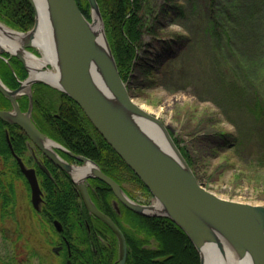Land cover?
I'll return each mask as SVG.
<instances>
[{"label":"water","instance_id":"1","mask_svg":"<svg viewBox=\"0 0 264 264\" xmlns=\"http://www.w3.org/2000/svg\"><path fill=\"white\" fill-rule=\"evenodd\" d=\"M28 2L35 15L31 30L15 31L0 22V37L6 36L16 49L13 53L0 48V57L3 53L17 57L28 72V77L14 90L0 78V93L12 106L11 110L0 109V120L18 126L46 158L69 176L90 215L107 225L117 237L118 264L127 261L125 236L93 202L88 191L89 179L104 182L126 208L138 215L173 221L196 248L201 264H206L210 255L221 263L232 259L236 264H264V205L221 198L198 180L175 142L170 126L130 95L128 84L120 75L97 0H87L90 19L82 13L76 0ZM43 14L47 15L46 22ZM44 22L54 57V62L47 63L52 70L44 69L47 64L33 68L26 60V54H32L28 49L39 48L35 40ZM35 57L41 60L45 53L42 58ZM35 84L58 90L78 104L99 134L147 187L155 199L153 204L133 200L95 161L70 152L37 128L32 120ZM23 96L29 98L26 113L19 104ZM56 150L83 165L68 163ZM16 158L30 186L32 205L39 210L42 192L36 172ZM56 227L61 230L58 222Z\"/></svg>","mask_w":264,"mask_h":264},{"label":"trees","instance_id":"2","mask_svg":"<svg viewBox=\"0 0 264 264\" xmlns=\"http://www.w3.org/2000/svg\"><path fill=\"white\" fill-rule=\"evenodd\" d=\"M76 1L82 13L90 19V6L87 0ZM238 1H231V11L235 13L229 16L221 11L212 10L211 28L207 31H210L213 38L220 26L227 29L225 32L229 42L234 39L239 41L240 36L236 30L244 24L242 18L240 17L241 25L236 21V26L232 27H228L229 23L220 19V15H225L230 21L233 18L236 20L238 17L236 11L240 6ZM245 1L248 0H242ZM251 1L248 2L252 5L250 6L257 9L256 4H253L254 1L252 3ZM97 2L120 75L128 83L129 92L133 96V87L139 75L146 77L147 80L158 75L154 63H158L172 49L179 46L178 40L164 39L156 35V29L159 28L160 18L164 12L171 13L173 10L181 12L182 6L173 8L166 4L160 7L154 0H97ZM259 3L264 7V0ZM251 11L255 12V10ZM252 12L248 13L247 26L250 30L244 32V39L254 37L253 30L257 28L255 23L261 26L258 19H262L264 23L262 17L264 12L260 17H256L258 13L252 14ZM0 20L16 29L28 31L34 25L35 16L28 0H0ZM251 20L254 22L252 25H250ZM244 28L246 29V26ZM147 35L152 36L150 42L144 40ZM257 38L263 42L262 45L249 47L244 51L238 49L239 55L245 58V64L247 63L249 68L259 64L264 65V31ZM18 70V72L15 70L16 74H14L5 62L0 61V78L10 89L19 86L18 77L21 80L27 77L23 65ZM33 96V121L44 134L60 141L71 152L95 161L103 173L121 186L124 187V184L129 183L148 191L71 98L43 84L33 87ZM258 104L252 109L257 121L251 132H247L242 125L236 127V133H226L220 128L213 130L217 121L210 122L211 120L203 123L201 130L197 125L190 136L193 141H197L201 149L200 156H194L175 137L182 154L201 183L203 175L199 170L200 159L205 162L204 166L210 169L212 162L227 155L231 150L239 147L241 153L246 148V142L243 141L246 140V136L251 138L254 136L259 143H264V130H260V122H258L260 118H264L263 100L260 99ZM6 107H11L10 102L0 93V109ZM27 107L26 100L22 109L25 111ZM208 124L211 130L207 132ZM14 154L21 158L28 156L30 160L35 158L31 152L29 138L17 126L0 120V211L3 217L13 215L16 206V181L24 177ZM239 162L242 164V170L262 165L264 153L251 157L249 161L241 158ZM44 164L49 174L40 171L39 175L44 193L40 213L46 217L47 222L57 218L67 226L73 264H114L118 259V242L114 233L103 222L89 214L75 185L70 178L69 181L67 180L65 173L52 167L49 162ZM89 193L96 206L123 232L128 246L126 264H201L200 255L188 236L170 219L138 215L118 202L108 185L98 179H91ZM5 263L12 264L10 261Z\"/></svg>","mask_w":264,"mask_h":264},{"label":"rangeland","instance_id":"3","mask_svg":"<svg viewBox=\"0 0 264 264\" xmlns=\"http://www.w3.org/2000/svg\"><path fill=\"white\" fill-rule=\"evenodd\" d=\"M154 1L160 7L166 4L173 8L182 6V13L177 10L164 12L159 28L156 29L159 37L178 40L180 44L158 63H154L158 75L150 76V80L139 75L133 87L136 103L170 126L181 145L187 147L194 156H200L201 149L190 135L197 125L201 130V125L207 120L217 121L213 130L220 128L226 133H236V127L242 125L247 132H251L257 121L252 109L259 105L260 99L264 105V65L249 68L238 49L244 51L263 44L257 38L264 31L262 19H258L261 26L255 23L257 28L253 30L252 39H244L243 36L244 32L250 30L247 26L248 13L252 12L250 10H255L252 14L258 13L256 17L264 12L263 5L259 3L261 0H252L257 9L251 7L248 3L250 0H239L236 20L233 18L230 21L225 15H220L221 21L229 23L228 27L236 26V21L241 25L240 17L245 24L236 30L240 36L239 41L234 39L231 42L224 27L218 26L214 38L207 29L211 28L212 10L228 16L235 13L231 11L232 0ZM252 24L254 22L251 20ZM144 40L150 42L152 36L147 35ZM36 51L42 58V51L38 48ZM48 66L52 69L51 65ZM258 122L260 130H264V118ZM209 130L210 126L207 132ZM245 139L246 148L241 153L239 147L231 150L212 162L210 169L200 159L202 184L221 198L264 205V164L242 170L239 162L241 158L249 161L251 157L264 153V143H259L254 136H246ZM30 148L36 160H40L35 147L31 145ZM30 159L24 157L28 168L34 167ZM124 185L134 199L143 204L153 203L145 194L148 191L133 184ZM15 189L16 206L13 215L3 217L0 211V264H8L5 263L8 261L12 264H65V260L53 252V248L57 247L56 230L44 215L33 208L31 191L24 177L17 179ZM115 205L118 204L115 202Z\"/></svg>","mask_w":264,"mask_h":264},{"label":"flooded vegetation","instance_id":"4","mask_svg":"<svg viewBox=\"0 0 264 264\" xmlns=\"http://www.w3.org/2000/svg\"><path fill=\"white\" fill-rule=\"evenodd\" d=\"M0 22L1 23H3L5 26H7V27H9V28H11V29H13V30H15V31H19V32H25V31H23V30H19V29H16V28H14V27H11L10 25H8L6 22H4V21H2V20H0ZM28 50H30L33 54H35V55H37L38 56V54H36V53H38L37 51L36 52H34L33 50H31V49H28ZM0 61H3V62H5L9 67H10V69L13 71V73L14 74H16V72H18L19 70H18V68L21 66V65H23V68L25 69V67H24V64L21 62V60L20 59H18L17 57H15V56H13V55H11V54H9V53H3L2 54V56L0 57ZM15 70H16V72H15ZM25 71H26V69H25ZM27 73V72H26ZM19 75V74H18ZM18 77V76H17ZM20 77H18V79H17V81L18 82H20ZM28 101V107H29V98L27 97V96H25V97H23L22 99H21V101H20V108H21V110L23 111V112H27L28 111V107H27V109L24 111L23 109H22V107H23V105H25V101ZM33 102H34V96H33ZM11 109V107L10 108H4L3 110H10ZM34 111V110H33ZM33 114H34V112H33ZM33 114H32V119H33ZM57 142H59L60 144H62L63 145V143H61L60 141H58V140H56ZM29 145H30V147H31V145H33L34 146V144H32L30 141H29ZM64 146V145H63ZM35 147V146H34ZM66 147V146H65ZM67 148V147H66ZM35 149H36V151H37V153L39 154V156H40V160H36V158H33L31 161L33 162V166L34 167H32L31 169H33V170H35V172H36V176H37V178H38V181L40 182V180H39V175H40V171H42L43 173H45V174H47L46 173V168L45 167H41L40 165H41V162L44 164L45 162L47 163V162H49V164L50 165H52V167H55V168H57L48 158H46L36 147H35ZM68 150H69V148H67ZM57 152H58V154L62 157V158H64L68 163H70V164H72V165H77V166H80V165H82V163L80 162V161H78V160H76V159H74V158H72V157H70L69 155H67L66 153H63V152H61L60 150H56ZM21 158V157H20ZM21 159H23V162L25 163V161H24V158L22 157ZM26 164V163H25ZM45 165V164H44ZM58 171H62V170H60V169H58ZM63 172V171H62ZM63 173H65V172H63ZM66 174V173H65ZM67 177V180L69 181V176H66ZM91 187V180H89V188ZM125 190L127 191V188H125ZM128 192V191H127ZM79 194V193H78ZM80 196V195H79ZM43 198V197H42ZM45 217V216H44ZM46 218V217H45ZM56 222H58L59 223V225L61 226V230H58V228L56 227ZM50 224H52V226L55 228V230H56V234H57V247H54L53 248V252L56 254V255H58V256H60V257H62L64 260H65V264H67V263H69V261H71L72 262V259H71V257H72V249H71V241H70V239H69V232H67V226L65 225V223H63L61 220H59V219H53L51 222H50ZM72 264H73V262H72ZM114 264H117V261L114 263Z\"/></svg>","mask_w":264,"mask_h":264},{"label":"bare ground","instance_id":"5","mask_svg":"<svg viewBox=\"0 0 264 264\" xmlns=\"http://www.w3.org/2000/svg\"><path fill=\"white\" fill-rule=\"evenodd\" d=\"M47 15L43 14V20L46 19ZM44 24H42V26H40L39 28V32L37 34L36 40H35V45H37L41 50L44 51L45 53V57L41 60L37 59L35 56H33L32 54H26V60L27 62L30 64L31 67L33 68H42L44 65H46L48 62H54V57L53 54L51 52V46L49 43V39H48V28L46 27ZM6 36H1L0 37V44L2 45V47L0 48H4L10 52H16V49L14 50V43H12L11 41L7 40L5 38ZM211 260L216 261V263L214 264H236L234 260L229 259V261L227 263H221L218 259H216V257H208V260L206 262V264H212V262H210Z\"/></svg>","mask_w":264,"mask_h":264}]
</instances>
